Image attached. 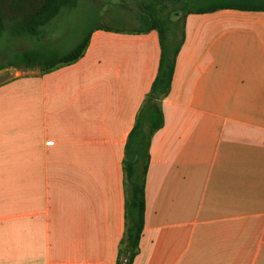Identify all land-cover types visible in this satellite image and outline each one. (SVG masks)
Wrapping results in <instances>:
<instances>
[{
	"label": "crops",
	"instance_id": "0c3cea01",
	"mask_svg": "<svg viewBox=\"0 0 264 264\" xmlns=\"http://www.w3.org/2000/svg\"><path fill=\"white\" fill-rule=\"evenodd\" d=\"M161 56L156 30L98 27L72 64L5 72L0 264H118L126 145ZM160 105L132 264H264V11L187 13Z\"/></svg>",
	"mask_w": 264,
	"mask_h": 264
},
{
	"label": "trees",
	"instance_id": "16d2710c",
	"mask_svg": "<svg viewBox=\"0 0 264 264\" xmlns=\"http://www.w3.org/2000/svg\"><path fill=\"white\" fill-rule=\"evenodd\" d=\"M153 1L157 5L163 0ZM76 5L77 0H0V38L6 30L7 22L11 23L14 36L38 37L41 34V29L56 19L64 8L76 7ZM220 8L264 11V6L234 5L201 11ZM148 10L149 14L145 17L146 20L143 19L147 25L140 30L146 32L156 30L158 32L162 56L156 81L140 110L126 145L124 158L126 232L118 264H132L139 250V243L145 227V186L150 162L151 141L164 125V115L160 103L170 93L177 57L185 41L186 15L176 21L165 20L159 16L153 6H149ZM88 43L89 37L75 50L49 65H44L40 61L39 54L24 52L17 55L16 63L9 67L20 69L21 66H24L25 69L38 68L49 72L59 66L78 61L84 55Z\"/></svg>",
	"mask_w": 264,
	"mask_h": 264
},
{
	"label": "rangeland",
	"instance_id": "374dc122",
	"mask_svg": "<svg viewBox=\"0 0 264 264\" xmlns=\"http://www.w3.org/2000/svg\"><path fill=\"white\" fill-rule=\"evenodd\" d=\"M225 5L264 6V0H163L157 5L153 0H77L76 7L64 8L41 29L38 37L32 38L14 36L11 23L7 22L0 38V83L12 78L5 72L25 69L24 66L9 67L21 53L35 52L44 65H49L75 50L98 27L110 30L146 27L143 19L149 14V6L163 19L176 21L191 11Z\"/></svg>",
	"mask_w": 264,
	"mask_h": 264
}]
</instances>
